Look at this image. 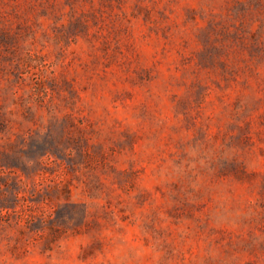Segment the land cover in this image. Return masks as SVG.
Segmentation results:
<instances>
[{
    "label": "rangeland",
    "instance_id": "1",
    "mask_svg": "<svg viewBox=\"0 0 264 264\" xmlns=\"http://www.w3.org/2000/svg\"><path fill=\"white\" fill-rule=\"evenodd\" d=\"M0 264H264V0H0Z\"/></svg>",
    "mask_w": 264,
    "mask_h": 264
}]
</instances>
